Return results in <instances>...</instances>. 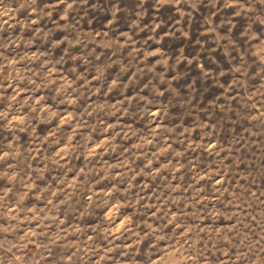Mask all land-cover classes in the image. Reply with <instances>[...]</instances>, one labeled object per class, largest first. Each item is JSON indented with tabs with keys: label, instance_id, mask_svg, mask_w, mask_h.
<instances>
[{
	"label": "rangeland",
	"instance_id": "rangeland-1",
	"mask_svg": "<svg viewBox=\"0 0 264 264\" xmlns=\"http://www.w3.org/2000/svg\"><path fill=\"white\" fill-rule=\"evenodd\" d=\"M54 2L37 0L36 7L44 8ZM224 2L201 0L194 10L192 5H182L191 15L181 17L173 5H164L156 12V0H147V4L141 0H100L101 11L92 13L96 32L110 18L108 13L113 5L118 4L122 11L119 27L109 29L110 35L101 40L103 49L97 48L98 53L103 52L102 61L93 57L87 66L90 71L111 63L112 51H117L124 64L129 63L131 49L122 50L121 55L113 41L123 39L121 31L136 36L139 29L133 22L141 15L145 16L143 23L149 25L157 16L172 22L161 31L175 32L174 37L165 38L158 46L173 61L180 57V49L187 59L180 65L178 94L170 91L158 97L151 86L141 93L140 88L154 77L153 73H145L144 79H138L127 89L121 86L111 90L107 97L101 92L93 99L97 104L105 99L115 103L133 94L146 95L153 104L163 102L169 106L163 117L165 126L170 130L183 128L190 134L181 133L182 140L172 136L168 152L156 155L153 151L151 158L137 154L134 146L151 132L152 125L149 117L141 119L144 104L133 102L123 121L119 115L105 112L89 118L88 124L75 134L72 163L67 168L48 162L55 145L43 141L44 136L57 130L55 124L59 120L32 121L29 113L33 104L40 107L47 103L63 114L72 112L73 107L59 103L62 97L56 95V85L40 88L42 79L33 73L41 71L45 59H51L58 65L54 71L76 79L72 69L82 67V62L72 61L71 55L86 54L85 50L82 46L71 48V55L64 60L67 43L53 47L54 41L65 36L76 39L75 33L55 23L62 7L53 19L44 17L36 24H31L37 17L27 8L14 15L5 14L0 22V52L7 58H0L4 65L0 69V84L4 86L0 112L11 115L8 119L0 117V154L11 155L0 161V172L9 171L8 165L12 164L22 175L31 174L32 169L38 175L31 190L22 181L10 183L7 177L0 179V195L12 189L0 209V223L7 226L11 213L16 217L10 222L18 239L31 237L37 246L39 241L57 239L62 247L54 255H72L70 264H150L147 257L157 249L164 253L167 248H185L188 244L193 254L185 264H264V122H257V112H264V107L250 108L245 102L247 97H261L264 93V67L258 66V58L245 55L252 40L247 32L252 20L234 19L238 9L226 8ZM4 3L15 10L19 0ZM255 8L258 15L264 16V5L255 4ZM78 19L73 13L72 22ZM80 23L82 30L87 31V21L86 28L83 21ZM178 26L189 33L188 38L181 35ZM252 27L253 35H260L256 29L262 33V42L256 43L255 49H264V24L257 21ZM37 28L43 29L39 35ZM149 34L150 28L137 39ZM12 40H20L19 47H4ZM93 47L96 45H90ZM25 55L33 58L20 60ZM156 59L160 57H153L149 63ZM17 60L20 62L9 65V61ZM107 76L122 79L124 73L116 64L108 68ZM188 82L195 84L194 90L188 88ZM17 89L22 92L16 101H11ZM190 99L194 101L191 105ZM86 107L87 96H82L76 110L84 112ZM18 115L29 119L10 126ZM112 124L117 127L107 133L109 136H115L121 128L130 129L132 135L115 136L112 144L106 145L108 151L104 152L102 146L101 154L86 160L81 145H99L105 139L106 126ZM60 131V143L65 144L72 135L71 129L65 127ZM4 235L0 234V239ZM78 249H86L88 254L83 255ZM58 264L62 261L58 260Z\"/></svg>",
	"mask_w": 264,
	"mask_h": 264
},
{
	"label": "clouds",
	"instance_id": "clouds-1",
	"mask_svg": "<svg viewBox=\"0 0 264 264\" xmlns=\"http://www.w3.org/2000/svg\"><path fill=\"white\" fill-rule=\"evenodd\" d=\"M142 4H147V0H141ZM201 0H156L155 10L156 12L160 11V8L164 5H173L176 9V12L179 16L185 17L190 16L191 11L185 10L181 7L182 5H192L194 10L198 3ZM212 3H216V0H212ZM255 4L264 5V0H248L246 3L245 0H225L224 6L226 8H237L238 11L235 14V18L246 17L252 20V24H255L259 21L261 24H264V16H260L256 13ZM37 0H19L18 7L13 10L10 7L5 6L4 0H0V22L3 21L5 14L14 15L15 13L20 12L21 10L27 8L30 12L37 17L36 20H32L31 24H36L38 20L47 17L53 19L56 10L63 8L62 12L59 14L60 19L56 20L55 23L58 27L69 30L76 35V39L69 40L67 36L63 39L56 40L53 43V47H59L60 45H68V48L64 49L63 58L69 57V49L75 48L77 46H82L86 54L71 55L72 61L82 62V67H74L72 70L76 73V79H69L68 75L64 76L63 74L54 71L58 65L54 63L51 59H45L42 62L41 71L34 72L33 75L37 79H42V83L39 85L40 88L50 87L56 85V95L62 97L59 100L61 105L67 104L70 107H73V111L67 114L60 113L53 110L51 105L47 103L36 107L33 104L32 109L29 113L31 120L43 121V122H52L54 120H59V123L55 124L56 131H51L48 135L44 136L43 141L45 143H51L55 145V152L48 159V162L56 165L57 167L67 168L71 165V153L72 147L76 139L75 134L79 133L85 125L88 124L89 118L95 117L100 112L109 113L112 116L119 115L120 120L123 121L124 117L129 114L130 109L132 108L133 102H140L144 104V107L140 110L142 115L141 119L144 116L149 117L150 124L152 125L151 132L148 135L141 137L140 142H138L134 147L138 150L137 154H143L148 158L152 157V152L154 151L156 155H160L162 152H168L171 144L170 139L172 136L176 140H182V135L187 136L190 133L186 132L183 128L176 130L175 128H170L164 125V115L169 111V106L160 102L158 104H153L151 99L146 95H136L126 96L124 100H118L115 103H109L107 99L104 102L97 104L93 99L95 96H99L101 92H104L105 97L111 95V90L119 89L123 86L125 89L130 87L134 82H137L138 79H144L145 73H153L154 77L149 79L143 87L140 88V92L144 93L150 86L155 92L156 96L163 97L168 92H179L178 82L180 81V65L185 63L186 56L184 55V50L180 49V57L173 61L172 57L165 54L166 50L162 45L165 38L174 37L175 32H162V28H167L168 25L172 22H165L159 19V16L149 25L148 23H143L145 19L144 15H141L139 20H134V25L139 29L136 36L131 32L121 31L120 35L123 39L117 38L113 41L115 49L120 50L122 55V50L131 49V52L128 53V64H124L122 59H118L117 51H112L110 57L111 63H109L104 68H98L94 72L90 71L87 67L93 62V57L95 61L100 62L103 59V52H97V48L103 49V44L101 43L102 38H107L110 35L108 31L114 25L119 27V14L122 9L118 4L113 5V10L108 13L110 16L109 19H106L103 23V28L100 32L95 31V16L92 15L94 12H99L102 9L100 0H55L54 3L45 4L44 8H37ZM76 13L78 20L75 23L72 22V15ZM60 21H64L61 25ZM80 21H83V27H85L84 22L87 21L88 27L87 31L82 30V25ZM252 24L249 25L247 32L249 35H252V40H250L247 45L248 52L245 53L249 59L258 58L259 67H264V49L257 51L255 49V44L260 43L262 38V33L259 29H256L255 32H259V36L253 35ZM150 28V34L146 37H141L137 39L141 33H144L146 29ZM2 30V27H0ZM183 37L188 38L189 33L183 30L182 26H178V29ZM37 35L43 31L41 28H37ZM45 33V37H47ZM90 37V38H89ZM247 38V36H246ZM141 40L143 42H141ZM21 43L20 40H12L4 47L10 48L13 44L19 47ZM95 44L96 47L90 48V45ZM151 44V47H150ZM153 57H160L156 59L153 63H149ZM0 58L7 59L4 56L3 52H0ZM33 57L25 55L20 58V60H28ZM20 61H9V65L19 63ZM116 64L120 65V71L124 73L122 79H117L115 77L107 76L108 68H113ZM51 65V66H50ZM4 65L0 64V69ZM162 69V71H157ZM201 72H204V68L200 65ZM175 72L176 75H171L170 73ZM207 76L208 73L205 72ZM35 85V81H31ZM103 85V87L101 86ZM189 89L195 88V84L187 83ZM3 84H0V96H2ZM105 88L107 91H105ZM22 89L16 90V95L12 96L11 101H16ZM87 96V107L84 112H77L76 106L80 104L81 97ZM264 93H261V97L251 96L245 98V102L249 105L250 108H255L256 105L264 107ZM41 99H43L41 97ZM127 102V103H126ZM193 99L188 100V104H192ZM34 114V115H33ZM47 114V115H46ZM11 115V112L5 114L0 112V117L8 119V116ZM24 115H18L12 123H22L29 119ZM261 118H264V112L258 110L257 112V122H264ZM103 123V121H101ZM65 127L70 128L72 135H69L67 138V143H60L61 129ZM117 125H107L105 128V139L100 142L99 145L85 143L81 147L85 149V159L91 160L97 154H101V147L104 146V152L108 151L106 145L112 144L115 136H129L132 135L130 129L129 131H124L121 128V131L115 133V136H109L107 133L111 131ZM194 130V129H193ZM154 146V147H153ZM40 149H37L39 152ZM136 154V155H137ZM11 153L0 154V161H4L6 157L10 156ZM19 155V154H17ZM133 161V160H132ZM134 162V161H133ZM129 167V165H125ZM9 171L0 172V179L7 177L9 182L22 181L24 187L28 190H31L32 185L35 182V177L38 175L36 169H32L31 174L22 175L17 168L9 164ZM43 169H40L42 172ZM67 191V188L63 189ZM12 189L8 188L2 195H0V209L3 207V201L6 196L11 193ZM56 192H52V196H56ZM2 215V212H0ZM16 219L12 217L9 213V223L7 226L0 223V234H5L3 239H0V264H58V260L62 261V264H70L72 260V255H61L58 258L54 255L58 247H62L60 241L55 238H51L48 243H41L39 241L38 246L34 244L31 237L27 240H20L14 234L16 232L15 226L10 222L11 220ZM9 237H12L11 239ZM187 244V241H185ZM34 250H31L33 249ZM77 251H82L83 255H87L86 249H78ZM188 253V256H185V253ZM191 245L188 244L185 248H177L175 246L167 248L166 252L161 253L159 249L155 253L149 255L147 258L150 261V264H174V262H179V264H185V261L191 258L192 256ZM75 255V253H73ZM164 257L162 260L161 257ZM253 264L255 262L253 261Z\"/></svg>",
	"mask_w": 264,
	"mask_h": 264
}]
</instances>
